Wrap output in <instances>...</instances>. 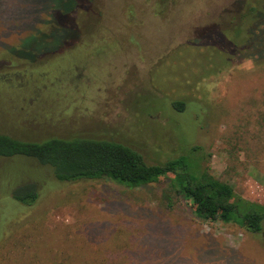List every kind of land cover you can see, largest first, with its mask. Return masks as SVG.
Wrapping results in <instances>:
<instances>
[{
  "label": "rangeland",
  "instance_id": "374dc122",
  "mask_svg": "<svg viewBox=\"0 0 264 264\" xmlns=\"http://www.w3.org/2000/svg\"><path fill=\"white\" fill-rule=\"evenodd\" d=\"M25 1L28 29L4 27L0 12L1 134L112 140L152 165L188 155L264 206V10L243 19L264 0ZM25 185L37 191L28 206L12 199ZM167 190L164 178L58 182L32 159L0 157V264H155L146 251L163 234L179 264L200 252L223 264L231 251L264 264L259 235L198 221L182 200L168 208Z\"/></svg>",
  "mask_w": 264,
  "mask_h": 264
},
{
  "label": "trees",
  "instance_id": "16d2710c",
  "mask_svg": "<svg viewBox=\"0 0 264 264\" xmlns=\"http://www.w3.org/2000/svg\"><path fill=\"white\" fill-rule=\"evenodd\" d=\"M3 1H6V5L9 1L13 4V6L8 4V6L0 8L4 27L7 22H19L18 28L21 26L28 29L32 22L29 24L22 22L27 17L26 10L28 8L25 6L28 3L25 0H0V4ZM72 2L74 3L73 0ZM252 10L247 8L243 19L256 20L260 16L259 11L262 12L264 9L260 7ZM250 12H254L253 15ZM3 36L4 39H7L9 34ZM242 38L241 42L245 40L244 36ZM22 40L16 48L21 47ZM258 45L260 48L258 53L259 51L262 53L264 51V32L259 37ZM28 55H24V59L27 61L31 58L29 55L28 59ZM7 56L8 54L0 56V59L4 60L2 57ZM7 64L9 62L0 63V66ZM171 107L176 112H182L184 102L172 101ZM16 156L32 159L37 165L48 168L52 177L58 182L103 180L134 189L142 188L157 182L159 178H164L167 180L168 190L163 192V197L168 208L174 203L171 202V198L182 200L191 215L198 221L219 222L236 226L244 232L259 235L264 245V206L236 194L229 184L215 179L206 168L199 169L195 158L188 155L167 159L161 164L152 165L147 164L142 156L132 148L112 140L72 136L69 138L50 137L37 142L19 140L0 133V157ZM104 190H110V188L105 186ZM12 199L26 206L31 205L37 199L36 188L34 185H25L15 189ZM108 199L111 207H119L118 209L123 207L121 200L116 202L113 196ZM163 236L164 234L161 238L159 235L150 237L152 240L146 253L154 258L155 264H179L173 259L174 246L172 242ZM166 243L170 245L166 246ZM231 252L233 254L226 257L223 264H237L236 254ZM206 253L209 255L211 251L204 252V254ZM201 255L203 252H200V255H197L194 260L185 261L182 264H214L211 257L202 259ZM160 257L164 258L162 263H158ZM142 258L139 256L140 260Z\"/></svg>",
  "mask_w": 264,
  "mask_h": 264
},
{
  "label": "flooded vegetation",
  "instance_id": "af4514ba",
  "mask_svg": "<svg viewBox=\"0 0 264 264\" xmlns=\"http://www.w3.org/2000/svg\"><path fill=\"white\" fill-rule=\"evenodd\" d=\"M139 48H140V45H139ZM84 65V64H83ZM82 67H85V65L84 66H82Z\"/></svg>",
  "mask_w": 264,
  "mask_h": 264
}]
</instances>
